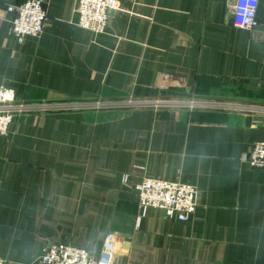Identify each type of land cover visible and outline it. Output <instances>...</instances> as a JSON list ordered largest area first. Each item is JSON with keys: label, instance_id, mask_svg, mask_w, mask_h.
Instances as JSON below:
<instances>
[{"label": "crops", "instance_id": "crops-1", "mask_svg": "<svg viewBox=\"0 0 264 264\" xmlns=\"http://www.w3.org/2000/svg\"><path fill=\"white\" fill-rule=\"evenodd\" d=\"M26 1L0 0V90L45 108L0 136V259L61 242L98 257L113 233L116 264H264V172L244 161L264 142V0L249 31L237 0H116L103 34L77 0H47L43 35L20 44L7 9ZM147 178L195 186L196 212L143 213Z\"/></svg>", "mask_w": 264, "mask_h": 264}, {"label": "built area", "instance_id": "built-area-1", "mask_svg": "<svg viewBox=\"0 0 264 264\" xmlns=\"http://www.w3.org/2000/svg\"><path fill=\"white\" fill-rule=\"evenodd\" d=\"M77 1L78 25L96 34H103L106 31L111 11H121V6L116 0ZM259 1H236L232 19L235 28L249 31L257 27ZM46 4L47 0H27L22 5L8 7L7 13L12 15L11 30L20 44L27 39H39L43 35L48 21ZM162 89H167V86L163 85ZM32 107L19 101L13 91L1 89L0 136L8 134L10 126L17 118L33 113ZM199 108L217 110L229 107L216 103L191 102V109ZM244 161L253 170L264 172V142L255 143L244 156ZM136 191L143 213L150 208H155L175 221H188L198 206V190L195 186L188 184L147 178L136 188ZM122 244L123 239L119 235L108 234L98 257L90 250L69 243L50 244L36 264H116L118 249ZM0 264L14 263L0 260Z\"/></svg>", "mask_w": 264, "mask_h": 264}, {"label": "rangeland", "instance_id": "rangeland-1", "mask_svg": "<svg viewBox=\"0 0 264 264\" xmlns=\"http://www.w3.org/2000/svg\"><path fill=\"white\" fill-rule=\"evenodd\" d=\"M175 95H177L176 97H177V99H179V100H181V96L182 95H178V93L177 94H175ZM128 101H130V100H127L126 102H128ZM139 101H142V100H134V101H132V102H130V103H137V102H139ZM155 101V100H154ZM157 101H159L160 103H163V102H165V99H163V98H161L160 100H157ZM156 101V102H157ZM183 101H186V100H183ZM153 102V101H152ZM159 102H157V103H159ZM166 102H168L167 100H166ZM32 106V105H31ZM56 106H58V105H56ZM65 106H67V107H72V108H74L76 105L75 104H67V105H64L63 107H65ZM33 108V110H34V112L36 111H40V110H44V108H45V106H40V105H38V106H33L32 107ZM47 109H49L50 108V106H47L46 107ZM36 109V110H35ZM0 260H3V259H0ZM4 261H6V260H4ZM12 263V262H11Z\"/></svg>", "mask_w": 264, "mask_h": 264}, {"label": "water", "instance_id": "water-1", "mask_svg": "<svg viewBox=\"0 0 264 264\" xmlns=\"http://www.w3.org/2000/svg\"><path fill=\"white\" fill-rule=\"evenodd\" d=\"M110 14H112V12H110Z\"/></svg>", "mask_w": 264, "mask_h": 264}]
</instances>
